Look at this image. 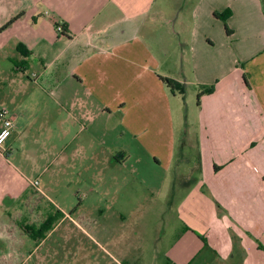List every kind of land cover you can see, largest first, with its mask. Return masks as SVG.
<instances>
[{
	"label": "crops",
	"instance_id": "crops-1",
	"mask_svg": "<svg viewBox=\"0 0 264 264\" xmlns=\"http://www.w3.org/2000/svg\"><path fill=\"white\" fill-rule=\"evenodd\" d=\"M16 6L0 264H264V0Z\"/></svg>",
	"mask_w": 264,
	"mask_h": 264
},
{
	"label": "rangeland",
	"instance_id": "rangeland-1",
	"mask_svg": "<svg viewBox=\"0 0 264 264\" xmlns=\"http://www.w3.org/2000/svg\"><path fill=\"white\" fill-rule=\"evenodd\" d=\"M21 1V0H20ZM19 0H0V29H2L6 24H8V22H10V20L14 19L15 18V12H17L15 9H16V4L19 2ZM25 3L24 1H22V4ZM251 18V21L252 23L254 22V17H250ZM250 21V22H251ZM8 36H10L9 38H7L6 42L4 43L3 40H1L0 38V78H1V73L3 72H7V73H17L20 71H15L14 69V66H19V61L22 59L20 57V54L14 49L13 44L14 41H13V32L10 33ZM234 42V41H232ZM230 42V45L233 46L234 43ZM5 45V46H4ZM32 66H30L29 69H26L25 71V74H24V80L25 82L26 81H29L26 79L30 77L31 79V74L33 72H35L36 68L34 67V64L31 63ZM1 83V81H0ZM30 83V82H28ZM191 89H189L188 91V95L187 97H183L181 99V107L182 109L180 110V113H181V119L182 121H186V119H188L189 123H188V126H187V132L190 130V127H189V124H190V121L193 119V111H195V106H196V97L195 98H192V101L191 103L189 102L190 99H191ZM6 108V109H10L12 110L11 107H8L7 105H1V88H0V108ZM8 109V110H9ZM4 146V145H3ZM188 151H191V154L194 155V149H189ZM191 163H193L194 161H190ZM68 226V224H67ZM64 227H66V225L64 224ZM69 227V226H68ZM70 227L71 224H70ZM46 247V246H45ZM69 247L70 249H72V251H76V253H78V248H79V244L78 242L76 241L73 244H70L69 243ZM74 249V250H73ZM39 255V252L37 254V256ZM35 256V257H37ZM35 257L32 259V262L35 260ZM40 259V256L39 258H37V260ZM39 264H48L47 261L44 262V259L42 262L38 261ZM70 263L71 264H84L82 261H80L79 259V256L75 257V258H70ZM50 264H63L62 261H61V258H55V263L54 261Z\"/></svg>",
	"mask_w": 264,
	"mask_h": 264
},
{
	"label": "trees",
	"instance_id": "trees-1",
	"mask_svg": "<svg viewBox=\"0 0 264 264\" xmlns=\"http://www.w3.org/2000/svg\"><path fill=\"white\" fill-rule=\"evenodd\" d=\"M13 21V20H12ZM11 21V22H12ZM10 23L6 24L2 29H0V32L3 31L4 29H6L9 26ZM61 28V27H60ZM62 33V31L60 32ZM19 53H21L24 57L28 56V53L22 51L20 48H18ZM163 81L166 83V85L174 90V89H178L179 90V86L177 84H175L174 82L168 80V79H163ZM181 91V90H180ZM213 92V87H207V88H202L201 92L197 95V98L199 99L201 96L203 95H209ZM216 169V167H215ZM53 219H49L46 220L41 227L35 231V230H28L27 233L33 237H37V239H41L43 234L51 227V225L53 224Z\"/></svg>",
	"mask_w": 264,
	"mask_h": 264
},
{
	"label": "built area",
	"instance_id": "built-area-1",
	"mask_svg": "<svg viewBox=\"0 0 264 264\" xmlns=\"http://www.w3.org/2000/svg\"><path fill=\"white\" fill-rule=\"evenodd\" d=\"M57 32H61L60 27H57ZM12 128L13 120L10 116L9 111L6 108H0V149L10 137ZM36 184V182L33 183L34 186Z\"/></svg>",
	"mask_w": 264,
	"mask_h": 264
}]
</instances>
